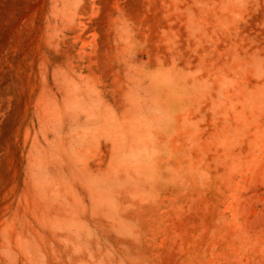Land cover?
I'll list each match as a JSON object with an SVG mask.
<instances>
[{
    "label": "rangeland",
    "instance_id": "rangeland-1",
    "mask_svg": "<svg viewBox=\"0 0 264 264\" xmlns=\"http://www.w3.org/2000/svg\"><path fill=\"white\" fill-rule=\"evenodd\" d=\"M0 264H264V0H0Z\"/></svg>",
    "mask_w": 264,
    "mask_h": 264
}]
</instances>
